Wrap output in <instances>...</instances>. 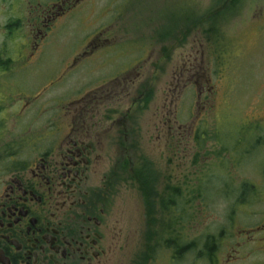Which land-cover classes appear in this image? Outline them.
Returning a JSON list of instances; mask_svg holds the SVG:
<instances>
[{"label":"flooded vegetation","instance_id":"1","mask_svg":"<svg viewBox=\"0 0 264 264\" xmlns=\"http://www.w3.org/2000/svg\"><path fill=\"white\" fill-rule=\"evenodd\" d=\"M88 1L0 0V264H109L126 239L121 213L113 208V174L110 178L103 174L101 186L96 185L105 159H113L114 168L125 167L130 159L121 154L122 148L128 147L129 129L133 131L134 104H127L135 99L139 70L127 66V62L119 66L111 59L112 54L126 49L125 44L114 37L111 29H95L82 36L81 43L71 51L76 53L66 62V69L114 63L119 70L92 81V87L78 88L73 97L65 96L64 100L69 101L52 113V120L40 102L41 93L33 95L32 90L33 81L46 79L48 44L66 29L68 21L77 14L82 16ZM133 68L134 74L130 71ZM213 88L199 89L196 105L200 117L188 126L177 118L179 103L174 102L176 91L172 89L173 109L162 111L163 125L157 126L158 133L167 134L169 143L176 138L182 142L193 139L194 143L198 139L196 144L205 156L203 141L207 132L203 127L209 113L216 109ZM252 122L251 136L238 139L232 150L226 151L230 161L221 155L216 157L215 165L228 171L208 169L201 171L200 179L207 183L221 173L219 182L224 183L220 191L229 194L224 203L228 204V223L233 224L228 234L238 244H250L245 264H264V259H258L264 255V214L251 216L245 224L234 215L247 208L260 212L259 201L264 198V113L254 116ZM186 144L189 146V141ZM219 146L222 154L229 150L223 142ZM107 148H114L117 155L106 154ZM256 154H262L263 167L254 172L247 170L249 176L243 171V159ZM175 169L170 168L158 197L163 219L157 235V244L169 249L173 261L179 254H186L192 243L204 244L212 239L219 242L226 234L218 229L214 234L204 231L191 238L198 198L194 195L202 197L206 189L200 182L199 192H192L188 173L178 177ZM236 203L238 210L234 208ZM241 206L244 208L239 210ZM193 223L196 225L197 219ZM244 230L248 233L240 235ZM241 260L242 256L229 253V264Z\"/></svg>","mask_w":264,"mask_h":264},{"label":"rangeland","instance_id":"2","mask_svg":"<svg viewBox=\"0 0 264 264\" xmlns=\"http://www.w3.org/2000/svg\"><path fill=\"white\" fill-rule=\"evenodd\" d=\"M82 13L81 17L77 14L68 21L66 29L48 44L46 79L33 81L32 90L33 95L41 93L40 102L52 120V113L69 101L70 98L64 100L65 96L73 95L78 88L92 87V81L119 70L114 63L95 66L90 63L78 70L66 69V62L76 53L71 51L95 29H111L114 37L125 44L126 49L121 54H112V60H117L119 66L127 62V66L139 70V83L133 91L135 99L127 104V107L134 104L133 131L129 129V142L125 145L128 147L122 148L121 154L130 159L123 168H114L113 159H105L96 179V185L101 186L102 175L110 178L113 174V208L120 211L125 226L126 239L109 264H212L207 253L196 255L203 242H197L191 247L193 250L179 254L174 261L169 249L157 244L163 219L158 197L172 167L179 172L178 177L188 173L187 180L190 177L195 193L201 188L200 182L204 183L201 171H228L215 165L217 155L229 159L226 151L232 150L238 139H248L251 127L254 128V116L264 113V0H90ZM130 71L134 74L135 68ZM211 86L216 92L212 97L216 109L209 113L203 127L207 132L206 142L203 141L207 148L205 156L212 158L206 159L197 145L198 139L197 144L193 139L182 142L177 138L169 143L167 134L158 133L157 126L163 125L162 111L173 109L169 93L172 89L176 91L174 102L179 103L177 118L188 126L200 117V107L196 105L199 89ZM222 142L229 147L223 154L219 151ZM107 153L117 155L114 148H107ZM261 155L245 156L243 171H259L263 167ZM221 178V173H217V178L203 184L206 195H194L198 198L193 215L198 223L192 221L190 235L194 239L200 232L214 234L218 229L224 230V239L217 235L222 240L216 243L215 263L219 264L220 259V264H229V253L233 252L242 256V260L230 264H245L251 253L247 250L250 244L247 241L238 244L228 234L233 231V224L228 223L225 198L229 194L221 193L224 183L219 182ZM238 204L234 206L236 210ZM259 205L258 213L247 208L246 212L234 215L245 224L251 216L264 214V198ZM247 233L244 230L240 235ZM258 259H264V255Z\"/></svg>","mask_w":264,"mask_h":264},{"label":"trees","instance_id":"3","mask_svg":"<svg viewBox=\"0 0 264 264\" xmlns=\"http://www.w3.org/2000/svg\"><path fill=\"white\" fill-rule=\"evenodd\" d=\"M216 240H214V239H212V240H208V242H206V243H204V245H203V248L202 249H200L199 251H198V253L196 254L197 256H201V255H203L204 253H207L208 255V259L212 262V264H213V259L215 258L214 256V254L216 253ZM195 244L196 243H192L191 245H190V247H193V246H195ZM194 248H192L191 250H193ZM215 262V261H214Z\"/></svg>","mask_w":264,"mask_h":264}]
</instances>
